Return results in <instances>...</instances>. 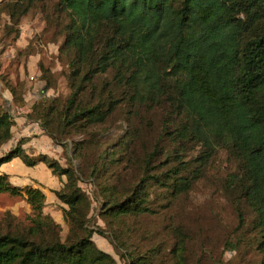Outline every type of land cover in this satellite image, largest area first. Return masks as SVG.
Instances as JSON below:
<instances>
[{
  "label": "rangeland",
  "instance_id": "374dc122",
  "mask_svg": "<svg viewBox=\"0 0 264 264\" xmlns=\"http://www.w3.org/2000/svg\"><path fill=\"white\" fill-rule=\"evenodd\" d=\"M10 1L0 0V77L10 74L16 96L7 93L0 81V108L9 109L17 119L11 137L0 144V155L23 138L30 152L41 150L63 166L84 168L78 184L90 198L86 226L103 230L94 231L92 238L111 254L108 264H143L138 256L150 258L147 264H262L259 242L264 231L232 181L239 173L233 155L216 147L201 162V143L181 139L179 130L190 120L176 109L173 98L143 99L131 85L139 80L118 61L104 69L88 60L76 61L75 49L65 42L69 14L58 0H34L18 19H12L4 7ZM113 37L111 26L101 28L91 43L94 52L105 50ZM76 67L79 74L73 73ZM157 72L161 85L171 91L178 75L163 65L157 66ZM75 88L74 103L97 105L105 112L104 119L81 117L65 127L53 126L56 138L45 135L46 141L40 142L39 128L48 130L39 122L36 131L30 116L42 104H53L59 111L62 108V120L65 100ZM94 164L99 170L96 179L88 175ZM143 175V189L136 199L139 209L111 216L107 208L131 195ZM34 180V187L43 184ZM179 180L189 184L178 189ZM25 196L0 191V220L9 211L16 221L30 222L32 210ZM63 206L67 205L55 195L43 207L44 214L60 223L62 238L69 228Z\"/></svg>",
  "mask_w": 264,
  "mask_h": 264
},
{
  "label": "trees",
  "instance_id": "16d2710c",
  "mask_svg": "<svg viewBox=\"0 0 264 264\" xmlns=\"http://www.w3.org/2000/svg\"><path fill=\"white\" fill-rule=\"evenodd\" d=\"M33 2L12 0L4 7L12 19H18V13H25ZM58 4L69 14L65 42L75 49L76 61L88 60L97 69L118 61L139 80L131 85L143 99L173 98L176 109L190 120L179 130L181 139L201 143V162L216 147L233 155L239 173L232 181L264 231V0H58ZM108 26L114 37L105 50L94 52L91 43ZM158 65L169 66L178 75L171 91L161 85ZM78 72V67L73 69ZM0 81L15 98V84L6 76ZM77 94L75 88L65 100L62 120V108L59 111L53 104H42L30 118L39 119L53 139V126L65 127L81 117L102 121L105 112L97 105L74 103ZM14 121L9 109L0 108V144L11 137ZM23 143L19 138L0 155V165L19 156L27 165L43 161L54 174L65 176L62 186L53 191L67 205L62 209L69 228L62 238L60 223L43 213L45 194L40 187L14 185L0 172V191L24 192L32 210L28 223L16 221L9 211L0 220V264H108L111 254L92 238L94 231L103 230L86 226L90 198L78 184L84 168L63 166L43 153L28 154ZM89 169L88 175L96 179V165ZM144 178L132 187L131 195L107 208L111 216L139 209L136 199ZM188 184L179 180L175 187ZM116 231L119 234L121 228ZM259 247L264 252V234ZM145 257L137 259L147 264L150 258Z\"/></svg>",
  "mask_w": 264,
  "mask_h": 264
},
{
  "label": "crops",
  "instance_id": "0c3cea01",
  "mask_svg": "<svg viewBox=\"0 0 264 264\" xmlns=\"http://www.w3.org/2000/svg\"><path fill=\"white\" fill-rule=\"evenodd\" d=\"M9 77H10V74H9ZM5 90L7 91V93L10 94L9 90H7V89H5ZM24 116L26 118V114H24ZM16 119L17 118L14 116V120H16ZM27 120H29V119H27ZM29 121L32 122V124H33L32 127L35 130H36L37 126L40 127L39 126L40 121L38 119L29 120ZM35 125H37V126H35ZM39 129H40L39 131H42L41 133H43V134L40 133L41 136L38 140L41 139L40 142L46 141V138H43V137L45 135H48L50 137V135L45 133L41 129V127ZM36 131H38V130H36ZM22 146L26 150V152L28 154H31V155L32 154H38V153H44V151L36 150V149H33V151L30 152V150L25 147L24 143L22 144ZM9 162L10 163L12 162L14 165H16L18 170L10 168L9 164H8ZM0 172L6 173L8 181L14 185H17V186L31 185L32 182H35L34 179H36V178L39 179V181H43V184L38 183V186L43 190V192L45 194V203L51 202V200L55 199V193L53 190L59 189L60 185L63 182L62 181L63 176H58V175L54 174L52 172L51 168H49L45 162L39 161V162L35 163L34 165H27L22 161V159L19 156H14L10 160L3 162L0 165ZM45 203H44V206H45Z\"/></svg>",
  "mask_w": 264,
  "mask_h": 264
}]
</instances>
